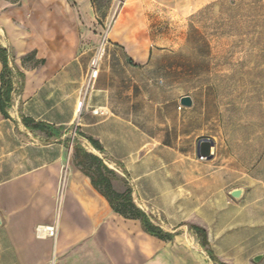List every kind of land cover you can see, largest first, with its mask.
Here are the masks:
<instances>
[{
	"label": "rangeland",
	"instance_id": "374dc122",
	"mask_svg": "<svg viewBox=\"0 0 264 264\" xmlns=\"http://www.w3.org/2000/svg\"><path fill=\"white\" fill-rule=\"evenodd\" d=\"M88 1L89 13L78 15L80 43L67 58L52 63L36 51L9 50L14 117L60 127L59 142L24 132L29 143L55 152L60 145L63 165H71L75 105L80 99L84 113L91 97L104 107L98 110L106 118L101 158L115 172V190L134 187L143 170L151 173L140 181L172 185L178 195L175 188L187 176L210 184L206 203L218 200L216 185L222 203L233 187L244 188L248 200L261 197L264 0H217L200 10L189 0ZM67 2L78 10L76 0ZM37 3L43 7L46 0ZM27 80L36 90L24 96ZM97 88L101 92L91 96ZM184 96L192 99L190 107L180 105ZM202 138L214 142L207 161L196 156Z\"/></svg>",
	"mask_w": 264,
	"mask_h": 264
},
{
	"label": "crops",
	"instance_id": "0c3cea01",
	"mask_svg": "<svg viewBox=\"0 0 264 264\" xmlns=\"http://www.w3.org/2000/svg\"><path fill=\"white\" fill-rule=\"evenodd\" d=\"M12 1L0 0V46L8 53L36 51L38 58L53 63L67 58L68 50L80 43L78 15L89 13L88 0H76L78 10L67 0H46L43 7L38 0L32 4L21 0L20 6ZM216 1L189 0L196 10ZM35 90L27 80L23 95ZM100 92L97 88L91 96ZM77 102L75 135L77 131L97 140L103 152L80 136L76 139L101 158L105 146L100 129L106 118L93 111L104 107L92 103L90 97L80 113ZM11 107L9 118L0 113V264H264L263 183L261 197L248 200L243 188L237 201L229 195L230 201L223 203L221 186L216 185L218 200L206 203L203 191L210 184L189 181L187 176L175 188L181 191L178 195L172 185L164 183L160 188L157 183L140 181L151 173L140 170L139 182L131 188L133 200L162 230L174 234L172 240L163 241L145 233L138 220L113 212L73 161L63 165L60 145L55 152L45 151L44 143H29L24 132H42L26 128L21 120L25 115L14 117ZM35 121L59 129L57 136L42 133L59 142L60 127ZM236 188L240 187L230 188L228 194ZM41 225L56 227L54 239L36 236L35 229ZM189 225L206 230L208 246L219 263L208 258ZM257 256L260 260L254 262Z\"/></svg>",
	"mask_w": 264,
	"mask_h": 264
},
{
	"label": "trees",
	"instance_id": "16d2710c",
	"mask_svg": "<svg viewBox=\"0 0 264 264\" xmlns=\"http://www.w3.org/2000/svg\"><path fill=\"white\" fill-rule=\"evenodd\" d=\"M0 113L4 118H9L7 110L11 107V94L13 92L12 72L9 67L8 52L0 46ZM130 64H132L130 62ZM23 125L31 131L44 133L46 136H57L59 129L44 122H37L30 117L22 116ZM84 138L91 147L102 153L103 148L99 142L90 136L78 133ZM73 144V164L89 178L94 189L102 195L108 202L113 212L119 214L125 219L138 220L142 230L148 235L154 236L163 241H170L174 234L165 232L161 227L152 221L151 216L136 206L132 189L126 186L124 190L117 191L113 187V181L116 179L115 172L108 168L103 160L93 153L88 152L76 138L71 140ZM189 230L196 236L200 246L205 251L208 258L215 263H219L208 246L207 232L196 225H189ZM221 264V263H219Z\"/></svg>",
	"mask_w": 264,
	"mask_h": 264
},
{
	"label": "water",
	"instance_id": "95a60500",
	"mask_svg": "<svg viewBox=\"0 0 264 264\" xmlns=\"http://www.w3.org/2000/svg\"><path fill=\"white\" fill-rule=\"evenodd\" d=\"M179 103L183 107H190L192 99L189 96L181 97ZM214 142L207 138L199 139L196 145V156L201 161L210 160L213 156ZM243 194V188H236L230 191L229 195L232 199H239ZM260 256L255 257L254 262H258Z\"/></svg>",
	"mask_w": 264,
	"mask_h": 264
},
{
	"label": "built area",
	"instance_id": "2783aa9c",
	"mask_svg": "<svg viewBox=\"0 0 264 264\" xmlns=\"http://www.w3.org/2000/svg\"><path fill=\"white\" fill-rule=\"evenodd\" d=\"M93 112L97 114L98 110H94ZM35 233H36V236L39 238L49 237V238L54 239L55 234H56V227L54 225L53 226L41 225V226L36 227Z\"/></svg>",
	"mask_w": 264,
	"mask_h": 264
},
{
	"label": "bare ground",
	"instance_id": "6f19581e",
	"mask_svg": "<svg viewBox=\"0 0 264 264\" xmlns=\"http://www.w3.org/2000/svg\"><path fill=\"white\" fill-rule=\"evenodd\" d=\"M93 74L95 76L97 74V71H95ZM81 106H82V102H81V100H79L77 102V112H79V110L81 111Z\"/></svg>",
	"mask_w": 264,
	"mask_h": 264
}]
</instances>
